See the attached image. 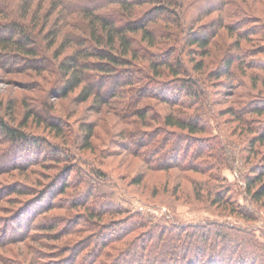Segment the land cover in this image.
I'll use <instances>...</instances> for the list:
<instances>
[{"label": "rangeland", "instance_id": "obj_1", "mask_svg": "<svg viewBox=\"0 0 264 264\" xmlns=\"http://www.w3.org/2000/svg\"><path fill=\"white\" fill-rule=\"evenodd\" d=\"M183 1L181 15L177 9L166 12L179 18V25H159L160 41L177 33L175 42L169 39L171 55L165 51L167 40L160 51L152 48L150 57L180 61L193 77L206 80L208 104L200 106V113L173 106L193 114L203 132L160 122L170 107L155 93L170 99L174 92L166 85L181 77L158 76L140 63L160 84L132 82L126 88L121 85L127 74L108 78L87 71V84L94 87L106 78L101 95L107 102L101 105L92 97L81 100V87L61 96L58 62L69 49L57 59V44L47 52V72L28 69L24 56L15 64L0 58V117L26 135L24 143L13 144L0 132V264H137L129 262L131 255L140 258L142 248L158 246L160 238L175 246L186 233L195 237L200 230L208 235L220 228L231 235L250 233L264 244V206L244 193L245 179L264 165V143L258 141L264 114H246L251 105L264 108V0ZM218 7L229 16L223 23L233 27L232 32L218 30L220 37L213 34L221 15L212 10ZM242 31L249 33L246 40L238 36ZM195 33L213 35L206 50L189 46ZM223 46L224 60L211 64L209 57ZM250 49L252 56L243 57L242 51ZM202 51L209 53L202 56ZM226 59L237 61L224 75ZM201 61L210 64L194 72ZM112 87L120 96L108 100L104 90ZM137 109L146 113L143 120L136 117ZM88 127L92 137L85 148ZM170 137L180 139L173 151L164 144ZM160 157L164 163L149 169V161L158 164ZM222 187L229 191L216 194ZM237 209H245L249 218ZM118 236L123 240L107 244ZM155 255L142 264H162L166 254ZM179 255L175 251L169 257Z\"/></svg>", "mask_w": 264, "mask_h": 264}, {"label": "trees", "instance_id": "obj_2", "mask_svg": "<svg viewBox=\"0 0 264 264\" xmlns=\"http://www.w3.org/2000/svg\"><path fill=\"white\" fill-rule=\"evenodd\" d=\"M183 7V0H0V58L11 60L15 64L19 57L24 56L30 61V65H27L28 69L47 72L48 64L46 63L49 62L47 52L57 44L53 48V50L58 49L55 55V59H57L66 49H69L70 52L58 62L61 78L64 79L61 96L65 98L67 93L81 87V91L85 93L81 100L84 101L92 97L98 100L101 105L107 102L101 95L103 85L107 83L106 78L100 77L98 87H94L92 84H87L88 77L85 74L87 71H93L99 76L103 75L108 78L112 76L114 78L120 74L126 76L127 74L125 79H122L121 85L126 88H129L132 82L142 83L144 86L145 84L146 86L150 84L159 85V82L153 83L154 81L149 78L147 75L149 71L147 72L146 69L158 76L162 74L173 78L181 77V80L177 79L174 83H167L166 86L169 87L170 93L174 92L170 99L160 97L158 93H155L156 97L162 100V103L170 107V112L160 122L167 127L187 130L189 133L203 132L204 125L202 126L201 121L193 114L179 113L177 110H173V106L191 108L196 113H200V106L208 104L204 91L206 80L193 77L180 61L173 64L168 59H158L157 61L150 57L154 53L151 52V49L155 48L160 51L163 48L161 42L167 40L165 51H167L168 56L171 55L174 44L169 46L168 44L170 40L172 42L177 40V33L161 36L164 41H160L158 40V33L161 30L159 25L160 22L173 24V26L179 25L180 19L173 20L166 12L169 8L173 11L177 9L181 12L179 14L178 11V14L181 15L184 12ZM219 8L212 10L221 15L218 19L219 22H216L217 29L213 31L214 36L217 37L222 36L217 33L220 29H226L227 32L233 31V27L224 24L222 20L228 18V14ZM253 21L257 22L256 20ZM245 32L239 33L238 36L241 40H246L249 33L245 34ZM160 34L163 32L160 31ZM190 35L189 46H194L196 50L199 49L200 51L207 49L209 38L213 37L212 34L209 37L196 33ZM169 47L172 50H169L171 49ZM224 49L225 46L221 47L209 57L212 60L211 64H218L224 60ZM244 51L241 53L243 57L252 56L251 49ZM261 52H264V46L261 47ZM163 53L167 54L164 51ZM207 53L209 52L205 51L204 53L202 51L201 54L207 56ZM236 61L237 59H226L223 71H221L222 74L227 75ZM140 63L144 64L146 69L142 68ZM209 64L202 63V61L198 62L193 70L194 72H203L202 70L206 69ZM13 68L12 65L10 70ZM118 68L122 71H117ZM239 68H241V62ZM134 74L139 76L135 77ZM104 92L107 94L108 100L120 96L116 88L113 87L105 89ZM182 93L185 95L180 98L179 94ZM129 96L133 99L135 97ZM260 106L262 105H251L250 108H246L248 109L246 114H264V108L261 109ZM135 115L138 119L143 120L146 113L137 109ZM50 126V129L58 134V125L52 123ZM0 132L10 143L20 144L26 141L25 133L10 127L1 117ZM91 132V127H88L85 135V148H90ZM151 138L154 139L156 136ZM170 138L173 139L169 142V139H166L164 144L168 149L172 146L171 150H174L180 139ZM258 141L264 143V131L261 132ZM213 148L209 147L208 149L213 150ZM158 153L159 151H157ZM261 158L264 164V152ZM161 159L162 157L158 161ZM163 163L159 161L156 164L154 161H149L147 165L149 169H154ZM135 183L139 184V181H135ZM228 191L222 187L216 194L219 195ZM244 193L249 200L257 203L261 201L264 206V165H261L258 170H252L251 175L245 179ZM236 211L243 218H249L245 209H237ZM226 232L220 228L213 234L208 233L207 235L200 230L195 237L184 233L183 243L181 244L177 240L175 246H170L160 238V241L157 242L158 246L154 247L155 244L151 247L145 245L141 251L145 255L140 258L131 255L132 261L129 262L142 264L144 258L149 261L156 253L155 257L166 254L165 259H161L162 264L165 262L168 264L171 261H173L172 264H185L183 261H187L186 264H264V244L256 241L250 233L243 232L238 233L239 235H231ZM175 235L179 236L178 234ZM121 240H123L121 236L115 237V239L110 237L107 244L117 243ZM175 251L180 255L174 259L169 257V254ZM220 252H228V254L223 257ZM75 257L78 258L76 253ZM134 258L136 261H133Z\"/></svg>", "mask_w": 264, "mask_h": 264}]
</instances>
